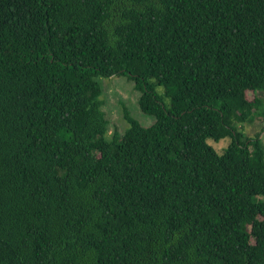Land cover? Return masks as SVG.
Listing matches in <instances>:
<instances>
[{"label": "trees", "instance_id": "16d2710c", "mask_svg": "<svg viewBox=\"0 0 264 264\" xmlns=\"http://www.w3.org/2000/svg\"><path fill=\"white\" fill-rule=\"evenodd\" d=\"M255 118L264 0H0V264H264Z\"/></svg>", "mask_w": 264, "mask_h": 264}, {"label": "rangeland", "instance_id": "374dc122", "mask_svg": "<svg viewBox=\"0 0 264 264\" xmlns=\"http://www.w3.org/2000/svg\"><path fill=\"white\" fill-rule=\"evenodd\" d=\"M98 80L103 86L104 106L107 118L109 119V134H112L114 130L124 132L129 124L124 118L123 106L127 107L132 115L140 120L144 125L148 126L155 122L156 118L153 115L142 112L139 108L140 91L135 88L134 82L129 80L127 76L116 75L112 77H99ZM160 93L163 92V88H159ZM253 96L252 92L249 93ZM166 103L169 102L168 98H165ZM264 118H255L252 122H247L242 125L243 131L248 136H254L257 133L260 134L262 143L264 146ZM208 142L213 145L218 152L222 153L230 142V138H224L220 141L208 139Z\"/></svg>", "mask_w": 264, "mask_h": 264}]
</instances>
